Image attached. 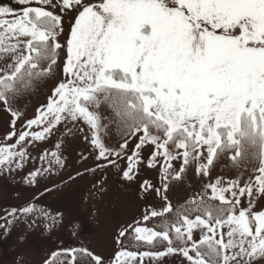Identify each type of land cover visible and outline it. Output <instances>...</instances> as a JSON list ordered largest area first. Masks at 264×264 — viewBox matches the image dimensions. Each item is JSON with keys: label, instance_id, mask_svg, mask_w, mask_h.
Listing matches in <instances>:
<instances>
[{"label": "snow or ice", "instance_id": "obj_1", "mask_svg": "<svg viewBox=\"0 0 264 264\" xmlns=\"http://www.w3.org/2000/svg\"><path fill=\"white\" fill-rule=\"evenodd\" d=\"M17 3L19 12L0 6V106L12 129L5 136L11 142L0 144V171L22 168L34 142L70 122L87 127L84 139L95 159L106 162L97 167L111 166L133 182L144 165L159 178L158 186L147 179L140 184L158 200L120 227L109 260L82 247L64 250L67 264L264 258V210H255L256 200H264V0ZM48 79L56 82L46 103L18 130L24 113L14 104ZM112 128L116 146L104 139ZM51 157L44 171L61 165L57 152ZM217 164L234 175L213 179ZM189 167L207 179L200 192L174 205L168 193ZM39 174L31 172L29 183ZM47 218L49 227L57 223Z\"/></svg>", "mask_w": 264, "mask_h": 264}, {"label": "rangeland", "instance_id": "obj_2", "mask_svg": "<svg viewBox=\"0 0 264 264\" xmlns=\"http://www.w3.org/2000/svg\"><path fill=\"white\" fill-rule=\"evenodd\" d=\"M0 6L17 12L23 7L17 0H0ZM68 27L65 19V33ZM64 38L60 37L61 42ZM10 123V114L0 106V144L11 142L5 140L12 130ZM80 128L84 131H79ZM85 135L90 133L82 124H61L46 140L34 142L28 148L30 156L22 168L0 171V225H4L0 227V264H45L46 261L51 264L56 258H52L53 253L66 254V249L82 247L107 261L118 248L115 237L120 227L139 219L144 209L158 200L155 193H143L140 189L145 179L159 185L157 171L141 165L135 181L122 180L111 166L97 167L106 162L95 159ZM52 152H57L62 166L53 163L49 171H44L49 168ZM45 153L48 156L41 160ZM147 154L145 149L144 155ZM119 163L125 167V161ZM174 163L179 166L178 162ZM37 170L40 174L34 183H29V174ZM242 203L246 205L247 199L242 198ZM24 207H31L33 211L25 214L21 211ZM14 209L17 211L10 216ZM255 210H264V200H256ZM47 217H55L57 223L49 227L52 221ZM9 219L10 224L6 223ZM64 256L62 262L67 264L69 259ZM180 262L181 257L175 255L159 261L146 260L145 264ZM251 264H264V258H256Z\"/></svg>", "mask_w": 264, "mask_h": 264}, {"label": "trees", "instance_id": "obj_3", "mask_svg": "<svg viewBox=\"0 0 264 264\" xmlns=\"http://www.w3.org/2000/svg\"><path fill=\"white\" fill-rule=\"evenodd\" d=\"M59 71L60 70L57 69V72ZM55 82L56 81L53 79H48L46 81H41L37 83L35 89L29 95L21 98L17 103L14 104L15 108L20 109L24 113V118L22 120L17 121L16 127L18 130L21 129L24 120L33 117L37 107H39L41 104L46 103V97L50 94V89ZM104 139L105 142L110 146H116L117 143L119 142V137L116 135L114 128L110 130L109 134L105 136ZM221 174L231 177L234 175V172L231 169L222 172L221 165L217 164V166L212 172V178L214 179L216 176H219ZM206 179L207 178L197 177L194 168L189 167L187 173L184 176L183 181L172 184L171 191L168 193L172 203L174 205L182 204L188 197L193 196L196 193L200 192L202 188V184ZM125 243H127V241H125ZM131 250H137V249H131ZM139 250H144V249L141 248ZM63 256L69 259L67 253L64 254V252L59 251L55 258V260L56 259L57 260L56 261L54 260V262H52L51 264H63L64 263L62 262L64 261Z\"/></svg>", "mask_w": 264, "mask_h": 264}]
</instances>
